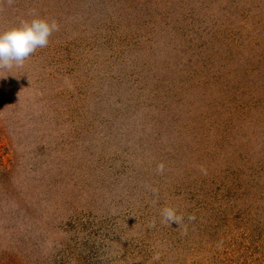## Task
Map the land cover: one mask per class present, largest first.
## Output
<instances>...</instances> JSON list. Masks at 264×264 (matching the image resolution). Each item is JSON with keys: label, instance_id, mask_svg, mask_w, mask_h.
Returning <instances> with one entry per match:
<instances>
[{"label": "rangeland", "instance_id": "1", "mask_svg": "<svg viewBox=\"0 0 264 264\" xmlns=\"http://www.w3.org/2000/svg\"><path fill=\"white\" fill-rule=\"evenodd\" d=\"M37 17L0 72V264H264V0H0Z\"/></svg>", "mask_w": 264, "mask_h": 264}, {"label": "clouds", "instance_id": "2", "mask_svg": "<svg viewBox=\"0 0 264 264\" xmlns=\"http://www.w3.org/2000/svg\"><path fill=\"white\" fill-rule=\"evenodd\" d=\"M9 5L13 0H8ZM32 15H36L35 12ZM59 24L55 19L34 18L22 21L19 25L13 26L7 30L0 31V72H10L14 68L23 67L25 61L36 52L38 48L47 47L50 36L59 31ZM164 164L157 166V171L163 173ZM203 171V169H202ZM157 193L158 189H151ZM161 222L164 224L183 223V215H178L173 207H164L161 209ZM189 221L195 220L194 215H189ZM156 221L153 219L149 227H155ZM187 232V226H184V234ZM159 259V255L153 257Z\"/></svg>", "mask_w": 264, "mask_h": 264}]
</instances>
